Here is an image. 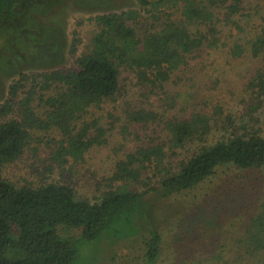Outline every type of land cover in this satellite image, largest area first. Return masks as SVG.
<instances>
[{"label": "trees", "instance_id": "16d2710c", "mask_svg": "<svg viewBox=\"0 0 264 264\" xmlns=\"http://www.w3.org/2000/svg\"><path fill=\"white\" fill-rule=\"evenodd\" d=\"M72 1L101 12L89 49L64 66L60 31L56 53L10 73L0 95V264H72L77 246L59 237L60 225L95 240L150 193L193 190L221 167L264 169V0H132L128 10L122 0ZM237 65L252 70L226 92L236 103L213 98L214 83L203 90L218 66ZM102 150L115 160L94 177L93 200L70 181H49ZM26 155L40 162L35 179L14 182L6 169ZM257 212L237 259L264 264V202ZM145 248L155 263L157 231Z\"/></svg>", "mask_w": 264, "mask_h": 264}, {"label": "rangeland", "instance_id": "374dc122", "mask_svg": "<svg viewBox=\"0 0 264 264\" xmlns=\"http://www.w3.org/2000/svg\"><path fill=\"white\" fill-rule=\"evenodd\" d=\"M13 3L17 14L5 16ZM57 3L58 0H0V95L6 94L15 79L8 76L10 73L24 64L48 61L56 53L52 46L60 31L65 38L61 49L64 66L74 62V55L89 49L95 34L92 19L101 12L80 11L69 0L58 14L54 12ZM120 7L128 10L136 5L132 0H122ZM217 68L202 85L203 90L214 83L218 94L213 98L236 103L227 93L238 92L239 84L252 69L247 65L224 68L225 72L223 66ZM206 96L211 98L202 94ZM40 156L45 158L46 154ZM114 160L106 151H97L87 163L76 164L72 173L57 172L49 181H70L78 197L93 200L99 195L95 192L96 179L109 173ZM36 162L31 155L23 156L7 167V176L21 184L35 179L32 164H40ZM151 194L145 197L143 206L123 213L95 240L83 241L80 230L60 225L59 237L77 246L72 264H148L145 241L153 230L161 236V255L152 264H262L258 256L238 260L243 251L237 245L246 244V229L264 202V169L221 167L193 190L169 197Z\"/></svg>", "mask_w": 264, "mask_h": 264}]
</instances>
